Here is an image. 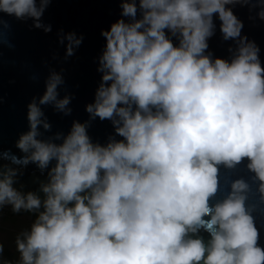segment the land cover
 I'll list each match as a JSON object with an SVG mask.
<instances>
[{
	"label": "clouds",
	"instance_id": "clouds-1",
	"mask_svg": "<svg viewBox=\"0 0 264 264\" xmlns=\"http://www.w3.org/2000/svg\"><path fill=\"white\" fill-rule=\"evenodd\" d=\"M239 2L264 18V0ZM49 3L0 0V11L50 31ZM236 3L121 0L120 17L101 29L89 118L45 136L42 105L72 110L62 71L50 69L27 105L23 155L6 150L0 163V208L35 213L16 233L18 259L3 257L0 241V264H264L254 215L264 210V63ZM216 16L234 40L229 56L209 48ZM59 40L67 58L83 33L61 28ZM97 116L114 126L106 142L88 132ZM28 162L47 169L39 191L15 184L14 165Z\"/></svg>",
	"mask_w": 264,
	"mask_h": 264
},
{
	"label": "water",
	"instance_id": "water-1",
	"mask_svg": "<svg viewBox=\"0 0 264 264\" xmlns=\"http://www.w3.org/2000/svg\"><path fill=\"white\" fill-rule=\"evenodd\" d=\"M233 10L243 20L242 34H247L259 44V54L264 63V18L257 15L258 6L250 7L237 0ZM121 13V0H50L41 19L51 23L52 28L45 31L34 26L31 17L21 19L0 11V17L8 21V26L0 24V163L5 162L3 153L6 150L17 156L23 155L16 141L29 127L27 105L33 96L38 97L45 90L51 68L62 71L64 83L58 86L59 94H72V110L64 113L51 103L42 105L52 125L50 129L40 126L44 135L57 131L67 133L73 120L89 118L86 104L94 100L102 76L98 70V57L106 37L101 29L110 27ZM215 22L216 31L209 37V48L214 55L229 56V45L234 44V40L223 38L218 16ZM61 28L65 32L75 30L77 34L83 33L82 42L67 58V41L61 43L59 40ZM88 132L93 140L106 142L109 134L114 133V126L110 119L97 116L91 121ZM14 166L22 168L15 181L16 186H22L25 191H39L40 181L47 178V169L42 171L35 162ZM238 174H246V169L241 167ZM254 215L260 228L259 242L264 244V210L258 207ZM201 231L205 237L209 235L203 229Z\"/></svg>",
	"mask_w": 264,
	"mask_h": 264
},
{
	"label": "rangeland",
	"instance_id": "rangeland-1",
	"mask_svg": "<svg viewBox=\"0 0 264 264\" xmlns=\"http://www.w3.org/2000/svg\"><path fill=\"white\" fill-rule=\"evenodd\" d=\"M9 206L10 208L0 220V241L4 242L3 257L16 260L19 257L15 244L16 233L31 222L35 213L26 210L14 212L11 205Z\"/></svg>",
	"mask_w": 264,
	"mask_h": 264
},
{
	"label": "built area",
	"instance_id": "built-area-1",
	"mask_svg": "<svg viewBox=\"0 0 264 264\" xmlns=\"http://www.w3.org/2000/svg\"><path fill=\"white\" fill-rule=\"evenodd\" d=\"M10 208L9 205H5L2 208H0V220L3 218L5 212H7V210Z\"/></svg>",
	"mask_w": 264,
	"mask_h": 264
}]
</instances>
